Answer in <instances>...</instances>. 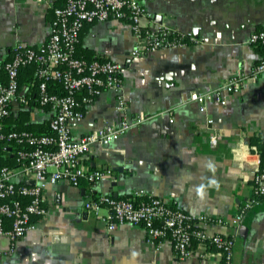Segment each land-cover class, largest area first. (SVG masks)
<instances>
[{"label": "crops", "instance_id": "0c3cea01", "mask_svg": "<svg viewBox=\"0 0 264 264\" xmlns=\"http://www.w3.org/2000/svg\"><path fill=\"white\" fill-rule=\"evenodd\" d=\"M65 1L0 0V81L13 48L43 45L53 8ZM140 2L152 15L140 20L143 29H170L193 43L147 51L148 40L134 34L127 18L83 26L76 54L118 61L121 86L82 102L83 117L73 125V134L118 123L124 116L148 118L110 145L91 147L83 163L106 173L98 183L48 186L46 214L36 219L35 230L7 240L0 248V264H173L170 240L151 242L141 226L128 223L109 232L99 215L83 209L93 194L126 197L136 191L192 217L220 219L205 230L234 239L231 264H264V200L236 221L252 193L251 172L235 163L230 152L241 143L249 145L254 135L264 142V77L244 82L225 106L209 101L201 112L190 100L193 92H205L237 73L249 74L264 54V48L248 42L250 33L264 26V0ZM135 47L141 53L133 56ZM26 91L20 87L21 94ZM118 95L125 104L122 111L116 108ZM24 110L35 123L49 122L52 113L48 106L13 103L10 115ZM212 132L217 134L215 147L209 143ZM221 263L220 251L194 242L192 255L178 264Z\"/></svg>", "mask_w": 264, "mask_h": 264}, {"label": "built area", "instance_id": "2783aa9c", "mask_svg": "<svg viewBox=\"0 0 264 264\" xmlns=\"http://www.w3.org/2000/svg\"><path fill=\"white\" fill-rule=\"evenodd\" d=\"M53 15L43 45L32 48L17 44L11 57L4 62L5 80L0 81V142L8 139L22 143L15 152L19 166H0V237L6 236L11 242L35 230L36 219L46 214L45 190L48 186L64 182L77 187L81 180L95 185L105 176L104 171L90 169L83 163L94 144L106 147L133 125L148 118L142 116L131 120L124 116L118 123H106L78 137L73 134V125L83 117L78 108L81 103L91 102L104 90L117 92L121 86V64L118 61L86 60L74 55L83 26L111 18H127L134 34L148 40L147 51L177 46L168 38L170 29L141 27L140 20L152 15L140 0H66L64 5L53 8ZM248 42L264 48V26L252 31ZM140 53L138 47L132 51L133 56ZM31 63L38 64L35 74L41 78L38 104L49 106L52 112L49 120L51 132L34 134L15 130L6 133L2 130L3 121L11 114L13 103L21 108L29 106L26 96L20 93L18 75L22 66ZM259 77H264V54L249 74L237 73L205 92H193L190 100L198 103L201 112L206 110L209 101L225 106L229 95L239 93L244 82ZM50 80L61 84L66 94L48 92L46 83ZM81 90L85 92L82 94ZM78 95H82L80 100ZM124 107V101L118 95L116 108L122 111ZM212 122V118H207L206 123ZM209 143L211 147L216 146L215 132L210 133ZM230 152L235 163L251 172V196L235 216L240 222L248 209L264 200V165L261 152L254 145L241 143L232 147ZM83 209L99 215L109 232L128 223L141 226L151 242L170 240L175 250L173 264L192 255L194 240L204 247L213 244L219 249L222 260L231 264L234 239L209 234L205 230V225L220 224V219L206 215L192 217L142 191L126 197L98 194L87 200Z\"/></svg>", "mask_w": 264, "mask_h": 264}, {"label": "trees", "instance_id": "16d2710c", "mask_svg": "<svg viewBox=\"0 0 264 264\" xmlns=\"http://www.w3.org/2000/svg\"><path fill=\"white\" fill-rule=\"evenodd\" d=\"M168 38L174 41L175 44L177 45L193 43V39L190 36L177 32V31H173V30H171V34L168 35ZM259 46L263 48L262 45H259ZM76 48H77V45L75 47L74 55L80 58H84L76 54ZM37 68H38L37 63H31V64L24 65L19 69V75H18L19 86L21 87L25 85V87L27 88L25 96L28 99L29 104L31 103L38 104V85L41 81V78L35 74V71ZM46 88H47V91L50 93H56L59 95L66 94V91L62 88V85L52 80L47 81ZM84 92L85 91H83L82 94ZM79 97L80 95H78V98ZM28 117H29L28 110L20 111L17 116L9 115L3 121L2 130L6 133L9 131H15V130L16 131H28L34 134H43V133L51 132L48 121L39 122V123L29 122ZM249 141L251 145H254V144L256 145L257 150L261 152L262 160L264 161V142L261 141V139H259V137L255 135L251 136ZM21 144L22 143H17L15 140H8V139H4L3 141L0 142V166H7L9 168H16L19 166V161L16 157L15 152L18 148L21 147ZM82 182H87V181L81 180V183ZM96 196H97L96 194H93L92 198H95ZM171 206L174 207L173 205ZM194 242H198V241L194 240ZM208 246H210L212 249L219 251V249H217L213 244H208ZM221 264H226V262L222 260Z\"/></svg>", "mask_w": 264, "mask_h": 264}, {"label": "rangeland", "instance_id": "374dc122", "mask_svg": "<svg viewBox=\"0 0 264 264\" xmlns=\"http://www.w3.org/2000/svg\"><path fill=\"white\" fill-rule=\"evenodd\" d=\"M8 238L6 236L0 237V248L3 249L6 247Z\"/></svg>", "mask_w": 264, "mask_h": 264}]
</instances>
